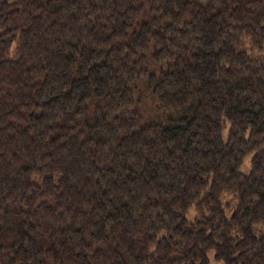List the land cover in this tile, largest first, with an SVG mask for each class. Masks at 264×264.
<instances>
[{"label": "trees", "instance_id": "trees-1", "mask_svg": "<svg viewBox=\"0 0 264 264\" xmlns=\"http://www.w3.org/2000/svg\"><path fill=\"white\" fill-rule=\"evenodd\" d=\"M264 264V0H0V264Z\"/></svg>", "mask_w": 264, "mask_h": 264}, {"label": "rangeland", "instance_id": "rangeland-1", "mask_svg": "<svg viewBox=\"0 0 264 264\" xmlns=\"http://www.w3.org/2000/svg\"><path fill=\"white\" fill-rule=\"evenodd\" d=\"M212 254H213L212 252H210V254H209L211 263L212 264H222V262L215 260Z\"/></svg>", "mask_w": 264, "mask_h": 264}]
</instances>
